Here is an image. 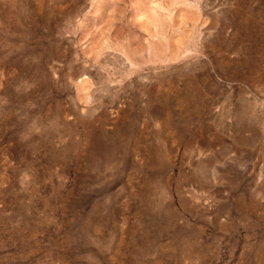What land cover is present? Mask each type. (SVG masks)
<instances>
[{"label": "rangeland", "instance_id": "1", "mask_svg": "<svg viewBox=\"0 0 264 264\" xmlns=\"http://www.w3.org/2000/svg\"><path fill=\"white\" fill-rule=\"evenodd\" d=\"M0 264H264V0H0Z\"/></svg>", "mask_w": 264, "mask_h": 264}]
</instances>
